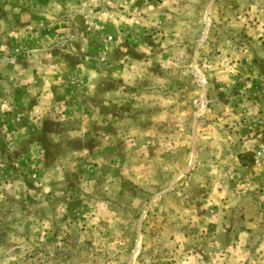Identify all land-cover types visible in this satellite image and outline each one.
<instances>
[{"label":"rangeland","instance_id":"374dc122","mask_svg":"<svg viewBox=\"0 0 264 264\" xmlns=\"http://www.w3.org/2000/svg\"><path fill=\"white\" fill-rule=\"evenodd\" d=\"M0 264H264V0H0Z\"/></svg>","mask_w":264,"mask_h":264},{"label":"crops","instance_id":"0c3cea01","mask_svg":"<svg viewBox=\"0 0 264 264\" xmlns=\"http://www.w3.org/2000/svg\"><path fill=\"white\" fill-rule=\"evenodd\" d=\"M10 33L13 34V36H15V34H16L14 31H12V32H10ZM27 35H28V34H27Z\"/></svg>","mask_w":264,"mask_h":264}]
</instances>
